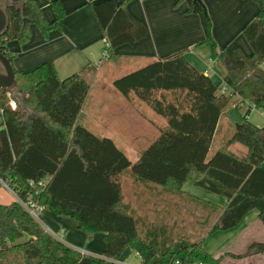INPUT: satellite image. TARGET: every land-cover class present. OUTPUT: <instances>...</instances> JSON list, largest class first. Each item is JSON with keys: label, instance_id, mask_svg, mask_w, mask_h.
<instances>
[{"label": "trees", "instance_id": "1", "mask_svg": "<svg viewBox=\"0 0 264 264\" xmlns=\"http://www.w3.org/2000/svg\"><path fill=\"white\" fill-rule=\"evenodd\" d=\"M129 1H124L105 30L110 43L108 60L115 63L121 59L116 54L119 47L149 36L148 27L129 14ZM253 1L259 5V12L243 31L253 51L246 57L240 49L231 53L219 50L205 3L187 0V13L199 15L204 31L199 45L211 43L214 49L222 74L220 84L191 65L184 52L152 61L113 82L129 101L143 102L167 121L136 162L113 139L96 135L81 121L97 69L88 66L61 79L53 62L28 72H19L13 65L17 111L8 110L10 99L0 91V110L4 109L7 116V129L0 132V188L4 182L20 199L32 198L57 216L75 220L88 239L105 227V212L133 220L136 236L128 247L142 257V264L177 260L181 264H223L229 254L213 256L204 239L174 243L173 232L164 226H147V233L142 235V219L125 202L122 182L130 172L137 187L152 185L181 193L185 185H191L220 196L228 206L210 234L236 228L252 211L259 213L264 226V128L248 119L252 109L264 113V0ZM50 2L56 14L51 22L36 0H12L0 6L9 22L6 33L0 36V53L12 64L15 56L7 43H28L32 25L45 39L61 30L67 14L60 0ZM223 84L230 94H219ZM245 103L249 106L244 121L227 127L222 147L209 157L214 140L223 134L222 122L229 111ZM234 145L245 147L247 154L235 153L231 149ZM40 151H45L44 161L36 167L35 157L42 155ZM40 179H45L44 186L31 184ZM261 253L264 242L252 244L248 254L232 256ZM0 264L117 263L111 256L84 254L69 247L14 201L0 204Z\"/></svg>", "mask_w": 264, "mask_h": 264}, {"label": "crops", "instance_id": "2", "mask_svg": "<svg viewBox=\"0 0 264 264\" xmlns=\"http://www.w3.org/2000/svg\"><path fill=\"white\" fill-rule=\"evenodd\" d=\"M8 1L11 2L12 0H2L4 5ZM36 1L47 21H53L56 14L51 7L50 0ZM124 1L60 0L67 14L62 21L61 30L51 32L49 37L45 39L39 28L32 25L31 39L28 43L21 44L17 40L7 43L8 50L15 56L13 62L15 69L19 72H28L43 63L53 62L60 78L65 79L75 73H80L88 66L90 69L101 68L104 63L100 65L99 62L102 59L106 42L105 30ZM203 2L214 22H218V30L216 31L215 27L213 38L219 48L229 51L238 48L244 52L247 44L242 41L243 31L257 17L259 5L253 0H203ZM188 9L187 0H131L128 2L127 10L129 14L148 27L149 36L134 45L126 44L116 50V54L121 58L117 64L124 65L126 60V64L129 66V71L125 75L146 66L152 61L166 60L190 48L191 50L185 53L187 61L197 70L210 77L215 84L222 82V74L217 68L212 44H202L193 49L195 44L199 45V40L201 36H204V31L202 28L203 34L194 35V30H198L201 20H199L198 15L187 13ZM133 66L134 69H132ZM97 76L98 71H96L95 78ZM115 80L112 81V84ZM140 102L137 100L128 101L127 105L143 103ZM247 104H242V106ZM145 106L151 113L150 117H152V119H145L155 127L159 137L161 130L166 127L167 121L164 118L155 116L156 114H153L155 112L147 105ZM242 106L234 107L229 111L222 122L224 131L230 124L244 121L246 110L243 111ZM239 110L242 111L243 115ZM84 111L85 105L82 111V120H84L85 126L96 135L111 138L117 143L118 133L121 130L118 126H114L121 122L120 117L118 120L115 119L118 117L112 119L114 126L109 129H105L102 126L103 124L100 123L103 132V130H96L89 126L90 118L86 122ZM104 117L99 116L101 121L106 119ZM159 119L162 122L156 123ZM248 119L256 126L264 128L263 112L252 109ZM223 135L217 136L214 142H219ZM117 145L119 144L117 143ZM126 154L129 156L128 152ZM41 180L43 179L38 181ZM187 187L185 185L183 191H187ZM193 196L208 203L213 202V205L220 204L218 207L222 211L228 206V202L221 200L223 198L220 196L195 186H193ZM105 213L107 216L105 227L91 239H88L85 232L78 228L76 221L59 217L50 208H46L43 215L50 219L52 227L64 233L60 240L69 247L89 255L104 254L111 256L113 260H119L124 264H133L130 262V258L135 257L139 264L137 253H134L128 247L130 240L136 236L133 220L109 212ZM222 233V238H218L221 241L217 249L212 251V249L205 248L215 257L225 253L229 254L224 259L223 264H264V253L247 255L242 258L232 256L248 254L252 244L264 242V226L259 220L257 211L247 214L236 228L222 231Z\"/></svg>", "mask_w": 264, "mask_h": 264}, {"label": "rangeland", "instance_id": "3", "mask_svg": "<svg viewBox=\"0 0 264 264\" xmlns=\"http://www.w3.org/2000/svg\"><path fill=\"white\" fill-rule=\"evenodd\" d=\"M209 15L211 17L213 30L216 27L217 31L218 22L215 23L210 13ZM199 33L203 34L201 22L199 24L198 30H194V35ZM203 38L204 36H201L199 43ZM242 41H245L247 44L246 50H244L242 53L246 57H250L253 51L244 35H242ZM198 46L200 45L195 44L193 49H196ZM217 47L219 50H221L218 45ZM188 50L190 51L191 49L187 48L181 52L187 53ZM234 50L235 48L230 51L226 49L225 51L231 53ZM126 62L127 61L125 60L124 65H122L117 64L112 60H107L104 62L101 68L97 69L98 76L96 78L94 77L95 79L92 80V86L85 103L84 112L86 114V122L90 118L89 126L96 130H103L100 123L103 124L102 126L105 127V129L112 128L114 126L112 119L118 117L115 118L118 120L120 117L121 122L114 126H118V128L121 130V132L118 133L117 143L122 146L124 150H127L126 152L129 154V159L132 162H136L139 159L142 151L149 144L156 140L158 137V132L155 130V127H153L145 119H152V117H150L151 113L146 108V106L144 107L145 104L142 103V105L137 103L127 105L129 100L112 84L114 79H118L120 76L128 73L129 66L126 64ZM132 69H134V66ZM247 108L248 104L242 106L243 111L247 110ZM239 111L243 115L242 111ZM142 114H144L145 117ZM99 116H105L104 118L106 119L101 121ZM155 116L158 118H163L157 114ZM81 121L84 122V120ZM157 122L161 123L162 120L159 119L156 121V123ZM223 134H226L225 131ZM224 135L222 137L223 140L221 139L219 142L215 141L213 143L209 152V157H211L220 147H222L224 143ZM231 149L241 156L247 154L246 148L240 145L232 146ZM44 152L45 151L41 153V156L36 154V167L42 166L44 161ZM57 159L60 160L61 158L59 157ZM6 185L7 184L3 182L1 183L0 188V204L5 205L15 201L14 194L6 187ZM122 186L125 202L132 205L136 209L138 217L142 219V224L140 225L142 235L143 233H147V226H156L158 228L164 226L173 232L172 235L174 236V243H177V241L180 240H189L191 242H195L204 239V246L209 250L212 249V251H214L218 248V244L221 241V239L218 238H222L221 234L223 233L222 231H217L210 234V230L222 212V209L218 207L220 204L213 205V202H209V204L204 200L196 199L193 196V186L187 185V191H182L181 193H172L164 190L161 187H154L152 185L150 188L142 184L137 187L133 183L130 172L125 175ZM42 222L45 223V226L49 229V233L59 240L64 236L62 231H57L55 227L51 226L50 219L46 215H42ZM130 262L133 264H138V261L135 257H131Z\"/></svg>", "mask_w": 264, "mask_h": 264}, {"label": "built area", "instance_id": "4", "mask_svg": "<svg viewBox=\"0 0 264 264\" xmlns=\"http://www.w3.org/2000/svg\"><path fill=\"white\" fill-rule=\"evenodd\" d=\"M109 46H110V43L106 39L105 46H104V49H103V52H102V59L99 62L100 65H102L104 62H106L109 59ZM6 93H7V97L10 99V103H9V105L7 107L8 110H10L11 112L17 111L18 110V102L14 98L15 97L14 96V92H6ZM219 94L228 95V94H230V89L226 85H222L219 88ZM6 129H7V116H6V111L4 109H1L0 110V132L3 131V130H6ZM31 184L33 186H35L36 184H39L40 186H44L45 185V180H41L39 182L32 181ZM6 187L9 190H11L8 187V185H6ZM12 193L15 196V199H16L15 201H17L18 203H20L23 206V208L36 221H38L41 224V226L45 229L46 232H49V229L45 226V223L42 222V215H43L44 211L46 210V207L39 205L32 198H29L28 200H22L19 197H17L13 191H12ZM137 258L139 260V264H142L143 263V259H142V257L138 253H137ZM114 261L117 264H124L123 262H120L119 260H114ZM171 264H181V262L177 260V261H173Z\"/></svg>", "mask_w": 264, "mask_h": 264}, {"label": "water", "instance_id": "5", "mask_svg": "<svg viewBox=\"0 0 264 264\" xmlns=\"http://www.w3.org/2000/svg\"><path fill=\"white\" fill-rule=\"evenodd\" d=\"M8 16L0 7V36L4 35L8 29ZM17 86L14 67L9 58L0 53V91L13 92Z\"/></svg>", "mask_w": 264, "mask_h": 264}, {"label": "flooded vegetation", "instance_id": "6", "mask_svg": "<svg viewBox=\"0 0 264 264\" xmlns=\"http://www.w3.org/2000/svg\"><path fill=\"white\" fill-rule=\"evenodd\" d=\"M4 4H3V2H2V0H0V6H3Z\"/></svg>", "mask_w": 264, "mask_h": 264}]
</instances>
